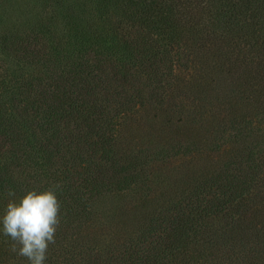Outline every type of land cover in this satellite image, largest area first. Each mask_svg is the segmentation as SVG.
I'll list each match as a JSON object with an SVG mask.
<instances>
[{
    "label": "trees",
    "instance_id": "1",
    "mask_svg": "<svg viewBox=\"0 0 264 264\" xmlns=\"http://www.w3.org/2000/svg\"><path fill=\"white\" fill-rule=\"evenodd\" d=\"M55 185L45 264H264V0H0V218Z\"/></svg>",
    "mask_w": 264,
    "mask_h": 264
},
{
    "label": "clouds",
    "instance_id": "2",
    "mask_svg": "<svg viewBox=\"0 0 264 264\" xmlns=\"http://www.w3.org/2000/svg\"><path fill=\"white\" fill-rule=\"evenodd\" d=\"M57 188L59 185L45 191L30 190L18 202L10 200L0 218V231L11 239V250L29 264H45L49 245L55 244L61 223ZM8 195L14 197V190L9 189Z\"/></svg>",
    "mask_w": 264,
    "mask_h": 264
}]
</instances>
